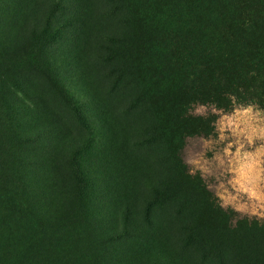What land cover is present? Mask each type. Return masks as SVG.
<instances>
[{
    "label": "rangeland",
    "instance_id": "rangeland-1",
    "mask_svg": "<svg viewBox=\"0 0 264 264\" xmlns=\"http://www.w3.org/2000/svg\"><path fill=\"white\" fill-rule=\"evenodd\" d=\"M166 1L0 0V264H264L260 91Z\"/></svg>",
    "mask_w": 264,
    "mask_h": 264
},
{
    "label": "trees",
    "instance_id": "trees-1",
    "mask_svg": "<svg viewBox=\"0 0 264 264\" xmlns=\"http://www.w3.org/2000/svg\"><path fill=\"white\" fill-rule=\"evenodd\" d=\"M262 4L263 0H167L157 8V13L160 14L157 21L163 32H172L174 29L182 34L193 35V44L201 50V53L193 57L196 63L203 59L204 51L216 59H219L221 52L224 67L216 72L225 86L223 92L228 93L230 88L235 91L240 87L245 88L247 78L252 89L260 91L255 102L264 108V33L263 37L255 35L250 50H239L245 43L246 31L260 26L264 28V14L259 7ZM250 34L253 36L254 32ZM207 71L208 68L205 67L200 74L204 75ZM187 80L190 84L193 83L192 74H185L184 81L188 82ZM76 114L85 126L81 113ZM90 149L91 144L88 142L73 156L76 177L84 183H89L84 158L90 156Z\"/></svg>",
    "mask_w": 264,
    "mask_h": 264
}]
</instances>
